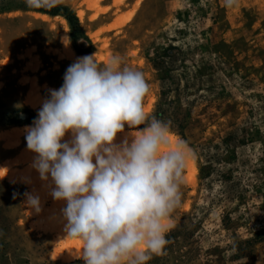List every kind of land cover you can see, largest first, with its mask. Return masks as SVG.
<instances>
[{
    "label": "rangeland",
    "instance_id": "1",
    "mask_svg": "<svg viewBox=\"0 0 264 264\" xmlns=\"http://www.w3.org/2000/svg\"><path fill=\"white\" fill-rule=\"evenodd\" d=\"M93 53L142 71L146 110L193 153L165 254L148 264H264V0H0V264H84L25 126Z\"/></svg>",
    "mask_w": 264,
    "mask_h": 264
},
{
    "label": "clouds",
    "instance_id": "2",
    "mask_svg": "<svg viewBox=\"0 0 264 264\" xmlns=\"http://www.w3.org/2000/svg\"><path fill=\"white\" fill-rule=\"evenodd\" d=\"M25 3L54 8L61 0ZM149 91L143 72L118 55L103 64L95 53L77 57L25 126L27 148L36 154L32 167L53 200L66 203L65 232L81 241L84 264H148L169 244L193 153L174 138L170 121L146 110ZM24 195L40 212V197Z\"/></svg>",
    "mask_w": 264,
    "mask_h": 264
},
{
    "label": "trees",
    "instance_id": "3",
    "mask_svg": "<svg viewBox=\"0 0 264 264\" xmlns=\"http://www.w3.org/2000/svg\"><path fill=\"white\" fill-rule=\"evenodd\" d=\"M57 6H59V5H57ZM42 11H44V12H46V13H48V14H54L53 12H51V11H48V10H42ZM66 18L69 20V22L71 23V26H72V28L73 29H75V28H78V24L76 23V21L75 20H73L72 18H69L68 16H66ZM78 29H80V28H78ZM73 36H74V34H73Z\"/></svg>",
    "mask_w": 264,
    "mask_h": 264
}]
</instances>
